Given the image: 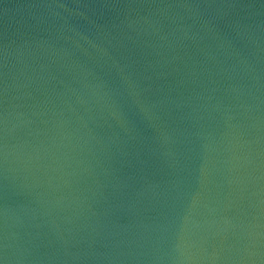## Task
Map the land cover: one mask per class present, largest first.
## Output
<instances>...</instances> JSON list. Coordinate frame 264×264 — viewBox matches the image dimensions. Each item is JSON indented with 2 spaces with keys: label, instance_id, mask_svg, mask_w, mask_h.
<instances>
[{
  "label": "water",
  "instance_id": "water-1",
  "mask_svg": "<svg viewBox=\"0 0 264 264\" xmlns=\"http://www.w3.org/2000/svg\"><path fill=\"white\" fill-rule=\"evenodd\" d=\"M4 264H264V0H0Z\"/></svg>",
  "mask_w": 264,
  "mask_h": 264
},
{
  "label": "snow or ice",
  "instance_id": "snow-or-ice-1",
  "mask_svg": "<svg viewBox=\"0 0 264 264\" xmlns=\"http://www.w3.org/2000/svg\"><path fill=\"white\" fill-rule=\"evenodd\" d=\"M0 264H4V260L3 259H0Z\"/></svg>",
  "mask_w": 264,
  "mask_h": 264
}]
</instances>
